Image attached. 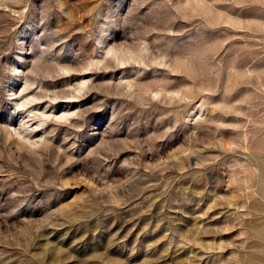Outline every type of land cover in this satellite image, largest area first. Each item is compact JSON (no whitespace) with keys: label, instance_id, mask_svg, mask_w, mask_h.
I'll return each instance as SVG.
<instances>
[{"label":"rangeland","instance_id":"obj_1","mask_svg":"<svg viewBox=\"0 0 264 264\" xmlns=\"http://www.w3.org/2000/svg\"><path fill=\"white\" fill-rule=\"evenodd\" d=\"M0 264H264V0H0Z\"/></svg>","mask_w":264,"mask_h":264}]
</instances>
